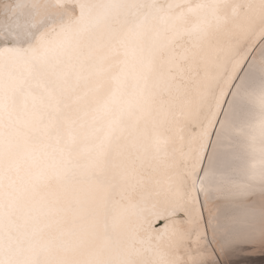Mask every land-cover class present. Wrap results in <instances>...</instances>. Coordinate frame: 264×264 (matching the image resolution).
Returning a JSON list of instances; mask_svg holds the SVG:
<instances>
[{
  "label": "snow or ice",
  "instance_id": "1",
  "mask_svg": "<svg viewBox=\"0 0 264 264\" xmlns=\"http://www.w3.org/2000/svg\"><path fill=\"white\" fill-rule=\"evenodd\" d=\"M264 254V0H0V264Z\"/></svg>",
  "mask_w": 264,
  "mask_h": 264
},
{
  "label": "bare ground",
  "instance_id": "2",
  "mask_svg": "<svg viewBox=\"0 0 264 264\" xmlns=\"http://www.w3.org/2000/svg\"><path fill=\"white\" fill-rule=\"evenodd\" d=\"M235 259H242L247 264H264V254L259 251L256 252H242L232 257V261Z\"/></svg>",
  "mask_w": 264,
  "mask_h": 264
},
{
  "label": "rangeland",
  "instance_id": "3",
  "mask_svg": "<svg viewBox=\"0 0 264 264\" xmlns=\"http://www.w3.org/2000/svg\"><path fill=\"white\" fill-rule=\"evenodd\" d=\"M233 264H247V262L242 261V259H235V260L233 261Z\"/></svg>",
  "mask_w": 264,
  "mask_h": 264
}]
</instances>
